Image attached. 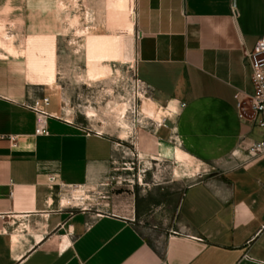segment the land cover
Listing matches in <instances>:
<instances>
[{"label":"crops","instance_id":"obj_1","mask_svg":"<svg viewBox=\"0 0 264 264\" xmlns=\"http://www.w3.org/2000/svg\"><path fill=\"white\" fill-rule=\"evenodd\" d=\"M114 1L73 0L74 56L134 67L168 113L144 135L155 159L182 169L179 148L200 170L170 182L183 189L161 227L155 199L128 185L112 187L106 210L65 205L67 188L109 189L117 143L57 115L54 87L28 78L25 42L55 36L58 83L65 0H0V38L19 53L0 46V264H264V158L243 163L240 146L264 131L237 110V93L253 92L247 54L264 36V0H132L133 30L120 34ZM105 34L121 41L92 47ZM44 96L51 117L38 135Z\"/></svg>","mask_w":264,"mask_h":264},{"label":"rangeland","instance_id":"obj_2","mask_svg":"<svg viewBox=\"0 0 264 264\" xmlns=\"http://www.w3.org/2000/svg\"><path fill=\"white\" fill-rule=\"evenodd\" d=\"M62 7L65 8V24L61 33L64 35L63 38L67 39L61 41L62 56L58 69V83L56 80L50 84L40 83L39 80V82L34 81L33 83L54 87L51 93L55 94L61 109L57 115L79 123L88 129L101 131L111 136L117 143L112 185L108 186V190L105 187L93 191L79 189L83 192L72 193L74 198L78 199L75 200V203L81 204V197L89 196L85 203L87 206H90L94 211L106 210L104 199L108 195L107 193L113 191L112 187H115L114 191H118L117 189L127 185L132 186L137 197L148 196L149 198L150 196V199H155V202H148V205L150 209L160 211L163 218L158 225L161 227L165 223V217L169 218L170 215H173L183 189V186L170 182L185 173L193 177L200 170V166L179 148H177L176 156L182 169H175L173 162L155 159L156 154L152 147V149L149 148L144 135L145 132H152L159 124L163 122L166 124L167 122L163 118L168 113L161 115V118L153 116L149 119L141 116L143 97L153 101L154 99L151 91L138 81L134 67L118 65L119 72L110 74L106 78L89 76L90 74L85 72L88 57L74 56L73 0H65ZM119 28L120 26L115 22L113 33L120 34ZM1 31L5 35L4 30L1 29ZM79 34L87 39L90 36V32L87 33V36L84 31L81 33L78 31ZM51 37L54 38L56 44L55 36ZM26 42L25 47L27 46ZM79 48L78 44L76 49ZM81 50L84 54V45ZM124 107H126V111L123 110ZM258 132L262 133V130L258 129ZM121 135H124L125 139H122ZM68 193H65L67 199ZM152 225V223L144 221V226L151 227Z\"/></svg>","mask_w":264,"mask_h":264},{"label":"bare ground","instance_id":"obj_3","mask_svg":"<svg viewBox=\"0 0 264 264\" xmlns=\"http://www.w3.org/2000/svg\"><path fill=\"white\" fill-rule=\"evenodd\" d=\"M131 1L132 0H115L113 2L114 6L118 9L117 21L120 22V28L125 30L126 32H131L133 30V26L135 23V13L133 12V10L129 8V5H127ZM0 36L2 38L5 37L4 33L1 30H0ZM5 39L0 38V46L4 48L5 52H7L9 55L10 54L11 56L14 55L15 58V55L19 53L15 50L13 44L7 42ZM118 39H120V37L112 36L111 38V36H107V35L101 36L96 38V40L92 42L93 44L92 47L95 45L98 46L111 45V47H113L118 44V41H121ZM26 44L27 46L22 51V54L25 56L27 60L29 80L32 82L39 80L41 81L40 83L46 82L48 84L54 83L57 75L56 44L54 38L51 36L31 37L27 40ZM121 57H126V55ZM87 60H88L87 65L89 66V70H90V72L88 73L90 74L89 76L91 77L93 76L95 78L97 77L106 78L107 76H110V74L117 73L115 62H111V65H104L103 63L108 62V60H105L102 56L100 57L98 56V58L96 56L94 58L89 57L87 58ZM143 100L144 103L141 113V116H143V118L151 119L153 116H155L156 118H161L162 113H166V110L158 106L153 100L146 97H143ZM123 110L126 111V107H124ZM126 134L128 135V133ZM121 138L125 139V136L123 135ZM82 192L83 190L77 191V193H82ZM68 202L69 200L67 198H64V204L67 205Z\"/></svg>","mask_w":264,"mask_h":264},{"label":"built area","instance_id":"obj_4","mask_svg":"<svg viewBox=\"0 0 264 264\" xmlns=\"http://www.w3.org/2000/svg\"><path fill=\"white\" fill-rule=\"evenodd\" d=\"M247 57L251 71L253 92L247 93L245 91H239L237 93L238 115L241 119L244 118L245 115H250V120L253 125L264 131V36H261L258 39L254 49L247 54ZM138 81L143 84L139 77ZM49 102L50 97L44 96L41 101L35 102L33 106V109L37 113L36 134L38 135L48 133L47 122L49 117H51V114H49L41 105H47ZM162 126H166V124L163 122L159 124L158 127ZM88 133H94L99 136L103 135L102 132L93 129H89ZM240 146L247 155V157L243 160V163L264 158V138L249 142L247 144L241 143ZM234 155L236 154L234 153ZM67 192H69L67 194L69 196V202L67 206H71L83 213L92 210L90 206L85 204L87 199H89V196L81 197V204H76L75 200L78 199H75L72 195L73 191L67 188L65 193ZM98 215H102V213L98 212ZM20 226H22L20 231L27 229L26 225L20 224Z\"/></svg>","mask_w":264,"mask_h":264}]
</instances>
